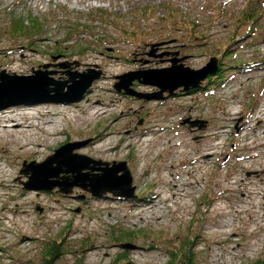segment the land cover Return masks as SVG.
Returning a JSON list of instances; mask_svg holds the SVG:
<instances>
[{"label": "rangeland", "instance_id": "obj_1", "mask_svg": "<svg viewBox=\"0 0 264 264\" xmlns=\"http://www.w3.org/2000/svg\"><path fill=\"white\" fill-rule=\"evenodd\" d=\"M248 3L0 0V78H37L35 72L42 71L50 72L48 79L67 81V73L102 74L81 102L37 103L44 97L34 95L17 104L44 112L55 108L51 114L62 112L65 119L53 138L46 137L49 126L37 132L43 147L32 145L36 153L0 139V264H37L53 240L73 252L54 264H168L167 249L187 240L195 264L264 263L263 4L255 34L237 38L223 66L256 63L255 70L231 68L224 76L235 77L224 88L209 93V85L206 93L177 95L164 103L113 89L115 77L168 68L176 54L191 69L213 58L219 64L232 38L248 29L237 28ZM21 20L27 30L15 34L13 25ZM31 21L41 29L31 31ZM10 55L16 61L6 67ZM22 96L9 98L21 102ZM186 119L205 121L206 129L182 125ZM86 141L72 153L109 165L126 162L135 198L97 199L76 187L64 195L57 188L42 192L22 186L56 149ZM21 199L28 202L18 203ZM46 200L54 207L45 206ZM138 230L146 239L127 242L134 249H121L112 240L120 231Z\"/></svg>", "mask_w": 264, "mask_h": 264}, {"label": "water", "instance_id": "obj_2", "mask_svg": "<svg viewBox=\"0 0 264 264\" xmlns=\"http://www.w3.org/2000/svg\"><path fill=\"white\" fill-rule=\"evenodd\" d=\"M184 59L173 58L170 61L171 66L168 68L128 72L117 76L113 89L116 93H122L127 97L143 102L164 101L174 97L177 92L186 93L198 89L202 82L209 77L216 76L220 69L216 58L211 59L205 67L197 70L184 67L182 64ZM35 74L38 75L37 78L33 76L8 78L4 74L1 76L0 110L27 102L24 101V98L34 95L44 97L37 103L67 104L81 102L89 93L92 84L100 80L102 75L100 72L88 70L87 73L81 74L67 73L69 77L67 81H55L48 79L47 75L50 72L38 71ZM134 84L154 88L155 92L151 94L138 93L133 89ZM50 85L54 87L49 88ZM50 93L54 95L50 96ZM21 95H24L21 102L20 99L11 100L9 98ZM186 124L190 129L196 128V130L206 129L207 126V123L202 120L190 121V119H186L182 125ZM87 144L88 141L66 143L56 149L53 155L48 156L42 163L36 164L39 171L28 177V181L22 186L29 190L42 192H50L57 188L64 195L76 187L97 199L107 194L127 200L135 198V187L132 185L133 179L126 162H114L109 165L72 153L74 150L82 149ZM33 165L34 163L25 166L26 169L23 173L27 175L29 168ZM68 176L72 177L71 182H69ZM120 247L121 249H134L132 245H121Z\"/></svg>", "mask_w": 264, "mask_h": 264}, {"label": "trees", "instance_id": "obj_3", "mask_svg": "<svg viewBox=\"0 0 264 264\" xmlns=\"http://www.w3.org/2000/svg\"><path fill=\"white\" fill-rule=\"evenodd\" d=\"M258 2L259 0H249L247 8L243 11L241 18L238 20L239 22L237 25L238 31L241 30V28L245 25H247L248 29H245L243 33H240L239 36L238 35L235 36L230 41L229 46L227 47V49H225L223 56L219 58V65L221 66L219 73L216 76L210 79H207L206 82L202 83L199 89L197 90V92H195V90H191L188 93H194V92L203 93L205 92V90L208 89L209 85L213 86L212 88L208 89L209 92L211 90H215L217 88L225 86V84H227V82H229L233 78V77L231 78V76L229 75L224 76V73L230 70L231 68H236L239 70L241 69L240 72H246V71L255 69L254 67L257 65L256 63H249V64H243V65L236 64L233 66H230L228 64L226 69H224L223 66L225 64L224 62L225 56L232 53L231 47H232V44H234L237 41V38L239 39L240 37H244V36L251 37L255 34L254 25L262 17V14H263L262 12L258 11V7L259 9L263 8L261 7L260 4H263L264 6L263 0L260 1V4L257 6ZM149 18H151V16ZM15 23L13 25V28H14L13 31L15 34L22 33V31L27 30L25 27V24H26L25 21L21 20V21H17L16 24ZM35 27H36V31L38 29H41V26L38 22L36 24L35 21H31L29 29H32L31 31H35L33 30ZM234 60H236V58ZM182 94H186V93H179L178 95H182ZM252 111L253 109H250L248 115H251ZM142 234L143 232L139 230L138 231H120L116 237L112 238V240L114 242L121 243V245H131L127 242L135 241L138 238L145 240L146 237L143 236ZM190 240L192 239L190 238ZM175 246L176 245L170 246L172 248L169 247L166 251V255L169 259L168 264H195L194 254L190 250V247H192V241L187 240L186 243L181 242L178 248H175ZM152 249H155V247H152ZM72 253L73 252L63 249V247H61L60 243H58L57 240H53L51 243L43 247L41 260L37 264H54L55 261L58 260L59 258L64 257L68 254H72ZM125 253L119 255L120 259L123 257V255H125ZM254 264H264V263H262V261H258Z\"/></svg>", "mask_w": 264, "mask_h": 264}, {"label": "bare ground", "instance_id": "obj_4", "mask_svg": "<svg viewBox=\"0 0 264 264\" xmlns=\"http://www.w3.org/2000/svg\"><path fill=\"white\" fill-rule=\"evenodd\" d=\"M8 52H12V51L8 50ZM15 61L16 60L14 59L13 55H10V57L4 62L3 65L6 67H9V66L14 65L13 63ZM19 62L21 63V60ZM18 106H26V107L17 108ZM35 108H39V107H35ZM52 110L50 111L48 110L47 112H44L43 110H40V109H34L30 105H17V106L12 105L5 109H1L0 110V139L2 143H4V141H9V143L17 144L18 151H21L24 153H29V152L36 153V151L38 150L32 149L31 147L32 145H35V147H39L40 149L43 147L42 142L38 143L39 140L37 139V135H38L37 132H41V130H43L45 126H49V128L44 129V131L47 130L46 137L53 138L58 135V131L56 132L57 126H60L62 120L65 119V115H63V117L61 115L63 114L62 112H60V114L59 113L51 114ZM65 112L69 115L71 113L69 111H65ZM263 115L264 113H262V116ZM55 116H60L62 117V119L59 120V119L52 118ZM31 118H32V123H29ZM242 131L244 132V128H242ZM59 132H62V131H59ZM3 174L4 173L2 172V174L0 175H3ZM2 180H3V177L0 178V187L2 185ZM177 192L178 190L175 191V194H177ZM156 198L157 197H155L154 199ZM27 202H28L27 199H21L19 200L18 203L22 204V203H27ZM149 203L154 204L152 201H149ZM44 205L54 207V205H50L48 201L45 202ZM153 206H156V205L154 204ZM152 209L155 210V208H152Z\"/></svg>", "mask_w": 264, "mask_h": 264}, {"label": "flooded vegetation", "instance_id": "obj_5", "mask_svg": "<svg viewBox=\"0 0 264 264\" xmlns=\"http://www.w3.org/2000/svg\"><path fill=\"white\" fill-rule=\"evenodd\" d=\"M163 55H164V54H163ZM166 55H167V54H166ZM176 55L178 56V54H176ZM176 55H174V56H176ZM134 87H137L136 84L134 85ZM141 121L143 122V120H141Z\"/></svg>", "mask_w": 264, "mask_h": 264}]
</instances>
